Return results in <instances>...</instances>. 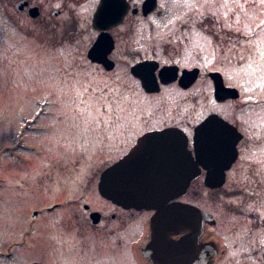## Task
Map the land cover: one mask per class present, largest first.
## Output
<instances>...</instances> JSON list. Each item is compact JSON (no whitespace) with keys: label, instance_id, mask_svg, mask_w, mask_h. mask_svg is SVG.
Here are the masks:
<instances>
[{"label":"flooded vegetation","instance_id":"1","mask_svg":"<svg viewBox=\"0 0 264 264\" xmlns=\"http://www.w3.org/2000/svg\"><path fill=\"white\" fill-rule=\"evenodd\" d=\"M104 1L105 13L102 14L100 12L103 9H100V6ZM0 2H3L6 15L11 19L16 15V12H12L13 8L25 12L28 17V37L38 42L48 40L50 44H46L45 47L50 50L64 48L67 45L65 42L69 40L76 43L78 35L86 32L89 35L90 31L93 33L94 37L90 33L85 44L76 45L78 49L74 53L78 58L83 59L82 53L85 50L86 61L82 63L88 65L87 70L92 66H101L105 72L115 76L113 80H109L116 82L115 86H118L121 95L123 93L126 95L128 91L134 92L132 95L141 100V102L131 101L129 104L131 110L126 109L125 116L117 115L115 120L108 121V126L105 124L103 126L111 130L106 129L105 136L100 141L105 144L111 143L115 148L125 149L121 156L117 157L118 159L126 154L127 149L131 150L136 146L144 134L168 128H177L186 134L187 148L197 159L196 128L209 117L225 123L228 129L226 132H220L217 126H213L212 132L204 135L206 159L223 164L233 156L235 159L225 170L223 183L213 187L209 186L206 180L211 168L200 165L198 177L192 180L186 192L187 194L189 190L192 191L189 196L191 198L186 202L197 205L211 216L203 224L195 262H175V264H204L205 261L206 264H264V251L260 254L256 244V223L248 221V227L243 226L245 228L243 230L225 232L217 214L221 211H215V208L222 209L220 206H201L193 201V197L198 195L204 198L207 195L213 202L220 198L235 196L239 192L245 196L251 194L253 197L256 196L253 193L259 191L258 188L246 190L238 188L241 178L238 172L239 165L248 162L254 166L258 165L254 158L250 157L251 146L256 141L257 135L255 130L241 127V118L236 115V110L240 112L242 108L239 102L241 92L235 85L227 83L228 70L215 68V66L222 67L221 62H215L222 52L238 53L245 46L242 45L243 36L240 32L223 26L231 24L232 29H239L235 24L237 17H240L237 3L231 4L232 11L225 15L224 11L229 6H226L222 0H207V2L206 0H0ZM55 3H58V7H54ZM114 6H119L123 11L122 17L116 23H113L112 19ZM6 15L4 13L3 16ZM254 33L255 31L251 32L247 38ZM101 35H104L105 40L97 47L107 61L94 59L90 53ZM228 37L232 38L234 45L229 39L227 40ZM246 43H249V40ZM90 71L87 75L93 73L92 70ZM109 88L110 85L105 87V90L112 91ZM197 89H203V94L216 107L232 101L236 103L237 109L224 115L220 108V111H212L205 117H202V112H198L199 116L196 115L195 120L189 118L182 121L181 117L180 119L178 117L179 113H175V108L171 111L166 108L167 105L160 106L157 103L158 97L160 99L177 97L184 103L180 106L179 112L193 114L192 100L193 94H198ZM218 90L223 92L219 93ZM145 98L149 101L143 102L146 101ZM250 105V108L257 105L264 106V100L254 101ZM128 127L135 131H127ZM117 128L120 130H116ZM40 131L47 133L50 129L41 128ZM40 147L41 152L44 153L45 146L40 143ZM219 147H223V152H217ZM243 154L247 158L243 157ZM9 155L10 157L14 155L12 147H9ZM10 163L15 165L14 161ZM62 169L65 170L66 167ZM105 169L96 170L91 177L85 176L82 180V189L78 184L76 185L77 179L74 176L66 179L70 186L66 189L69 195L42 210H35L33 214L39 215L54 212L62 214L72 209L69 217L61 218L60 222L62 227H72L77 233V241L67 242V236L60 232L54 244L55 248H51L50 251L45 244L44 260L48 255H52L54 250L58 264H156L145 255L146 245L152 237L151 219L155 210L125 207L106 197L99 188ZM65 174L70 175L67 172ZM6 179L7 177L0 175V196L9 199L7 195L1 194V190L6 187L2 181L5 182ZM194 181L200 182L199 185L193 187ZM245 191L248 193H244ZM74 193L76 195H73ZM180 199L183 200L182 197ZM96 205L98 209L95 208ZM253 219H257L258 223L263 225V216L258 217L255 214ZM29 226L28 251L32 245L30 235L33 231V226L31 224ZM190 234L191 231H188L172 237L178 240ZM260 239L264 240V238L258 240ZM26 243V240L21 242L14 237L8 241L0 240V264H16V255L25 248ZM257 256L261 258L259 262ZM28 264H44V262L34 260L29 261Z\"/></svg>","mask_w":264,"mask_h":264},{"label":"rangeland","instance_id":"2","mask_svg":"<svg viewBox=\"0 0 264 264\" xmlns=\"http://www.w3.org/2000/svg\"><path fill=\"white\" fill-rule=\"evenodd\" d=\"M222 1L229 6L224 11L225 15L232 11L231 4H238L237 12L240 17L235 20V24L243 33L250 35L255 31L248 38L241 37L242 45L245 46L240 52L224 51L220 57L217 56L215 62H221L222 67L215 68L228 70L227 83L235 85L241 92L239 102L242 108L240 112L236 110V115L241 118V127L255 130L257 135L251 146L250 157L258 165L254 166L251 162L239 165L241 178L238 188H258L259 191L254 192L256 196L253 197L239 192L235 196L213 202L207 195L206 198L198 195L193 197V201L201 206H220L222 209L215 208V211H221L217 214L225 232L243 230V226L248 227V221L256 223V244L262 254L264 240L258 239L264 238V222L260 225L253 218L255 214L264 217V106H249L254 101L264 100V4H260L259 0ZM2 3L0 2V175L8 179L2 181L6 187L1 190V194L7 195L9 199L0 196V240L8 241L14 237L17 241H27L25 248L16 255V264H28L34 260L44 264H58L54 250L44 260L43 247L47 244L49 251L54 249L60 232L67 236V242L77 241L74 228L62 227L60 222L61 218L69 217L72 209L61 211L62 214L33 213L69 195L66 189L70 186L66 179L74 176L77 179L76 185L82 189L85 176L91 177L96 170L115 164L130 151L127 149L128 152L118 159L125 149L100 141L105 132L111 130L103 126H108V121L115 120L117 115L125 116L126 109L128 111L131 107V101L141 100L132 95L134 92L128 91L126 95H121L118 86H115L116 82L111 81L115 76L105 72L101 66H92L87 70L88 65L82 63L86 61L85 50L82 53L83 59L74 53L78 49L77 44H85L90 33L93 36L91 31L89 35L88 32L78 35L76 43L73 40L65 42L75 46L65 45L64 48L50 50L45 47L50 44L48 40L38 42L28 37V17L25 12L13 8L12 12H16V15L11 19L6 15ZM54 7H58V3ZM4 13L6 16H3ZM247 40L249 43H246ZM90 70L93 73L87 75ZM109 85L112 91L107 92L105 87ZM203 89H197L198 94H193V114L179 112L184 103L177 97H158L157 103L160 106L167 105L166 108L171 111L175 108V113H179L178 117L182 121L189 118L195 120L198 112H202V117H205L207 113L220 111V108L224 115L237 109L236 103L232 101L224 104L225 107H216L203 94ZM179 97L182 99L181 95ZM145 100L143 102L149 101ZM41 128H49L50 131L43 133ZM127 131L135 130L128 127ZM40 143L45 146L44 153L41 152ZM9 147L13 148V157L9 155ZM242 156L247 158L244 154ZM10 160L15 162L14 166ZM64 166L65 170L62 169ZM66 172L70 175L65 174ZM196 181L193 187L199 185L200 182ZM191 192L189 190L182 199L187 201L191 198ZM95 208L99 207L96 205ZM30 224L33 226L30 235L32 245L28 251ZM30 252L32 253L28 255ZM257 259L259 262L261 258L257 256Z\"/></svg>","mask_w":264,"mask_h":264},{"label":"water","instance_id":"3","mask_svg":"<svg viewBox=\"0 0 264 264\" xmlns=\"http://www.w3.org/2000/svg\"><path fill=\"white\" fill-rule=\"evenodd\" d=\"M105 4L104 1L100 6L102 14L105 13ZM112 8L113 23H116L123 11L119 6ZM103 40L105 37L101 35L90 53L94 59L107 61L97 47L103 44ZM213 126H217L220 132L228 130L225 123L212 117L201 123L195 132L197 159L187 148L186 134L180 129L168 128L144 134L136 146L102 173L99 188L106 197L125 207L155 210L151 219L152 237L145 255L156 264L196 260L203 224L211 214L180 198L186 194L192 180L198 177L200 165L211 168L206 180L213 187L223 183L225 170L235 159L233 156L224 164L206 159L203 137L212 132ZM222 149L219 147L217 152H223ZM188 231L191 234L181 239L172 237Z\"/></svg>","mask_w":264,"mask_h":264},{"label":"snow or ice","instance_id":"4","mask_svg":"<svg viewBox=\"0 0 264 264\" xmlns=\"http://www.w3.org/2000/svg\"><path fill=\"white\" fill-rule=\"evenodd\" d=\"M206 2H207V0H206ZM259 3H260V4H264V0H259ZM237 19H239V18L237 17ZM262 23H264V22H262ZM223 26L229 28V30L236 31V32H240V34H241L242 36H247V33H243L240 29H232L231 24H225V25H223ZM222 39H223V38H222ZM228 39H229V41L232 42L233 45H234L235 42L232 41V38H231V37H228Z\"/></svg>","mask_w":264,"mask_h":264}]
</instances>
